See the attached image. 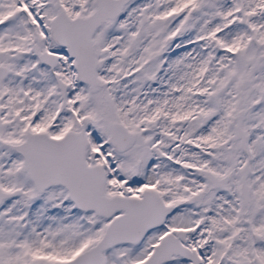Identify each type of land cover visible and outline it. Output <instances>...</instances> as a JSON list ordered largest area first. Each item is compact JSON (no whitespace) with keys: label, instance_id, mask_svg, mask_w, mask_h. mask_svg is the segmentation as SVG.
Masks as SVG:
<instances>
[{"label":"snow or ice","instance_id":"obj_1","mask_svg":"<svg viewBox=\"0 0 264 264\" xmlns=\"http://www.w3.org/2000/svg\"><path fill=\"white\" fill-rule=\"evenodd\" d=\"M0 264H264V0H0Z\"/></svg>","mask_w":264,"mask_h":264}]
</instances>
